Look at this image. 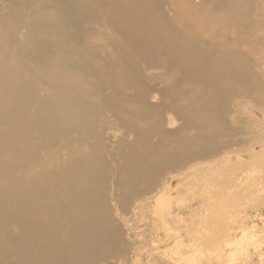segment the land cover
Here are the masks:
<instances>
[{"label": "rangeland", "instance_id": "374dc122", "mask_svg": "<svg viewBox=\"0 0 264 264\" xmlns=\"http://www.w3.org/2000/svg\"><path fill=\"white\" fill-rule=\"evenodd\" d=\"M115 2L116 6L129 7L136 24L148 26L144 37L127 38L113 29L112 22L120 20L115 16L113 20L110 13ZM17 3L19 0H0V28L15 36L6 40L0 32V264H52L53 255L44 253L38 243L53 238L61 243L68 234L73 235L80 264H264V0H105L102 8H88V43L107 60L125 67L118 74L120 82H137L135 91L126 90L119 96L124 103H133L145 94L147 104L132 108L154 109L155 121L164 126L165 133L171 135L185 126L174 108L185 107L191 99L197 100V109H210L211 103L225 106L220 124L229 134L224 141L211 136L207 143L198 138L182 153L186 144L179 145L171 138L168 153L176 151L177 156L166 160L163 153L153 158L151 171L133 185L122 174L130 171L124 158L137 151H131L137 136L115 116L111 100L99 104L107 107L102 112L97 104L88 106L89 112L101 113L89 118L84 131L77 132L82 126L75 120H61L60 126L48 129L56 140L51 144L45 143L47 138L39 135L41 131L33 132L42 122L30 125L22 121L41 119L58 125L48 114L51 100L59 99L65 112L71 107V93L53 85L57 72L64 71L76 83L90 78L78 67L80 62L89 63L87 51L71 58L64 55L59 69L39 61L27 62L28 48L23 44L38 28L30 29L23 21L18 29L21 37L9 32L10 23H16L17 28L20 24ZM47 3L34 0L33 9ZM60 33L62 46L70 34L65 25ZM48 35L39 33L37 39L45 41ZM171 36L181 38L173 48L167 43ZM215 59L220 70L229 73L233 64L240 65L257 88L251 87L246 95L240 91L244 87L236 85L233 94L214 97L212 88L198 80L182 81ZM103 61L98 56L95 64L100 66ZM118 70L115 66L114 74ZM128 70L132 77H126ZM25 78L31 82L23 94L9 101L10 107L7 96ZM95 80L102 90L93 94L95 98L113 92L99 75ZM82 87L83 92L88 91L84 84ZM167 97H178V101L169 106ZM44 100L49 104L41 110L38 101ZM129 116L127 112L128 124L135 120ZM213 123L209 120L204 126L209 128ZM196 134L191 130L183 138L188 141ZM153 136L151 142L156 144L158 137ZM97 149H101L103 160L96 158ZM86 160L89 164L98 162L99 170L108 177L100 189V216L84 214L86 228L76 232L72 217L57 216L61 206L71 211L75 205L64 196V190L72 186L66 177L61 184L55 177L70 170L80 176V165ZM44 178L58 184L56 190H38ZM31 191L39 194L33 195L34 201L27 199ZM35 207L40 211L32 215ZM17 208L21 216L13 211ZM55 221L58 226L51 236L38 232L42 224ZM96 233L112 251L91 257L89 250L97 244L87 241L96 238ZM16 237L27 245L11 244ZM71 263L63 255L56 258V264Z\"/></svg>", "mask_w": 264, "mask_h": 264}, {"label": "bare ground", "instance_id": "6f19581e", "mask_svg": "<svg viewBox=\"0 0 264 264\" xmlns=\"http://www.w3.org/2000/svg\"><path fill=\"white\" fill-rule=\"evenodd\" d=\"M33 1L34 0H19V3L16 4L15 9L18 10V16L20 19L18 20L20 24H18V28L16 23L9 24L11 26L9 28V32L20 37L21 34L18 29L19 25L20 27L23 26V21L24 25H28L30 29L38 28L36 29L38 31L37 34L32 35V37H27L31 39L28 40L29 42L23 44L24 47L28 48L27 62L39 61L41 63L48 64L55 69H59L61 67L60 59L64 55H66L68 58H71L73 55L77 56L78 53H81L83 51H87L89 60L88 64L80 62L78 64V67L83 68L85 75L90 79H86L81 83H76L74 80H71L69 77H67L66 73L61 70L57 72L53 80L54 87L58 88L62 86L61 89L63 92L71 93L73 101L71 107L65 112L59 99L51 100V108H48V114L50 116H53L54 120L58 122V125H56V122L48 123L41 119L21 118L24 123H28L30 125L33 122H42V125L39 127V129H34L33 132L41 131L39 135L43 138H47L45 139L46 144L56 142V140L53 139L54 135L50 133L48 129L60 126L59 121L61 120L67 121L69 123L71 120H75L76 123L82 126L77 128V132L84 131L85 128L83 126L90 122L89 118L91 117V119H93V115H100V113L104 111V108H107H102L99 105L107 99L111 100L110 103L113 106V112L115 116L120 118L130 129V131L135 133L137 136L135 149L131 150L137 151L127 155L124 158L125 162H129L128 164H130V171H125V173L122 174L123 178H128V181L126 182L130 183L131 185H133L136 180L142 178L146 172L148 173L151 171L152 167L150 165H152L153 158L161 156L163 153L167 154L165 157L166 160L173 155V158L177 156L176 153L178 152L176 151L170 152V154L168 153V143L171 138H176V143H178L179 145L186 144V147L180 150V152L182 153L188 148V144H192L198 138L207 141V143L209 142L208 140H211V138H209L211 136L213 139L222 137V140H225L229 133L220 124V122L223 121L222 119H220L221 114H223L222 109L225 107L220 103H216L215 106L213 105V103H211L210 109H197L195 107L197 104V100L193 102V100L191 99L189 100V103L185 104V107L180 106L174 108L179 118L184 121L185 126L171 135L165 133L164 126H161L159 122L155 121L156 117L153 115L154 109H148L146 107L132 108L134 104H147V100L144 98L145 94H142V96L140 94L141 98L135 99L133 103H131V101L129 100L124 103L122 99L123 96H119V93H123V91L130 89L135 91V85L137 82L134 79V83L128 85L120 82L121 76L118 74L122 73L125 67L119 66L116 60H107L105 57H103V55L95 52L94 47L88 43L87 30H89L88 24L91 17V14H89L90 9L88 8H92L93 5H96L97 8H102L105 0H79L78 4L74 3L73 0H47V4L37 5L36 10L33 9ZM215 2H217V0H215ZM110 13H112L111 15H113V20L114 16L120 19H115L111 24L113 29L117 33L122 34V36H125L127 38H131L132 36L140 38L146 35L148 26L136 24L131 17V10L129 9V7H126L124 5L116 6L115 2L113 3V9L110 10ZM63 25L66 26V33L70 34V36L65 37L64 41L66 43H63L62 46H60L59 44L62 39L60 30ZM0 30L1 34L5 33V28L1 27ZM39 33L49 35L45 41L41 42L39 39H37V35ZM14 37L15 36H10L5 33L6 40H12V38ZM79 37L81 40H78ZM171 37L172 41H167V43L171 46V48H173V46L181 41V38L179 36ZM25 39L26 38H24L23 41ZM186 42L189 43L188 41ZM54 47L56 49H54ZM193 52L199 54V52L197 51ZM96 55L105 60L103 61L104 63L102 62L103 64L100 66H97L95 64V60L98 58V56ZM207 64L208 67L197 70L190 76H184L182 81L189 82V80H198L202 86H205L208 89L212 88L214 97L224 95L229 96V94H233L235 92L233 90V86L236 85V87H244V90L240 91L245 92L246 95H249L251 87L255 89L257 88L256 83L252 84L250 82L251 77L249 73L246 70H243L242 67L238 64L232 65L233 69L230 70L232 74L227 72L226 70H220V64L216 59ZM115 66L119 68L117 74H114ZM130 73L131 71L128 70L126 77H130ZM97 75L106 80L109 86H111L110 89H112L113 91L111 92V94H108V96L105 95V97H103L102 99H98L93 96V94L98 95L99 93H102L100 86L101 83L95 80ZM30 82V78H25L19 81L14 91L7 96V103L9 106V101L14 97L23 94ZM83 84L88 90L87 92H83L84 87L81 88ZM88 88H96V91L92 93ZM260 98L261 95H258L259 101L261 100ZM176 101H178V97H167L165 99V103L169 106H172V104ZM38 104L41 105V110H43L44 107L48 106L49 103L48 100H44L38 101ZM93 104H97L98 107L102 109L100 113L97 112L93 114L91 111H88V106ZM175 105L176 104H174L173 107ZM168 108L171 109L172 107ZM89 109L91 110V108ZM207 110H211V112L215 113L217 116L208 113ZM127 112L130 114L129 118L133 117L135 119L134 121L129 120L130 124L126 123L125 121V114ZM209 120H213L214 123L209 128H205L204 123ZM191 130H195L197 134L195 136H192L187 141L183 138V134ZM153 135L158 137V142L156 144H153L151 142V138L154 137ZM95 156L98 160H100L99 158L103 160L101 149L100 151L99 149H97V154ZM193 158L195 159V156ZM101 163L103 164L102 161ZM99 166L100 165L98 164V162L89 164L88 160H86L83 161L80 165V176H77V173L70 170L55 177L58 184H61V182L66 177L69 181L67 184L72 186L71 189L64 190L66 193V195L64 196L70 203H74L75 205H71V211L61 206L57 210V216L61 217L65 215L66 217H72V219L76 221L75 227L72 228L73 231H83L86 228L87 222L83 218L84 214L88 212H94L96 215L100 216L99 213L103 209V204L101 201L103 199V196L101 195L100 189L107 182L106 179L108 177V173L103 174V170H99ZM64 170L66 169L64 168ZM101 179L102 181H100ZM58 184L50 181L49 178H44L40 180L38 190L54 191L56 190L55 185ZM28 187L29 186L27 184L24 185L25 189H27ZM34 194L39 196L37 191H31L27 196L28 201H34ZM22 204H25V202H22ZM13 211L17 212L18 216H21L19 208H17V210L13 209ZM39 211L40 208L35 207L31 211V214L33 215L34 212ZM57 226L58 221L48 222L46 224H42L38 229V232L45 236H51ZM94 237L96 238L89 239L87 243L93 242L97 244V248L89 250L88 255H90L91 257H96L97 252L105 251V253L107 254L108 252L112 251L111 249L106 248L103 241L105 238H103L100 234L96 233ZM10 243L14 246L27 245V242L21 237H16L12 241H10ZM38 245L44 253H51L53 255L51 260L52 264H56V258L59 255H63L64 257L70 259L72 262L71 264H80V261L74 252V240L72 234H68L67 238L61 243H58L57 239L53 238L50 240L42 239L38 243Z\"/></svg>", "mask_w": 264, "mask_h": 264}]
</instances>
